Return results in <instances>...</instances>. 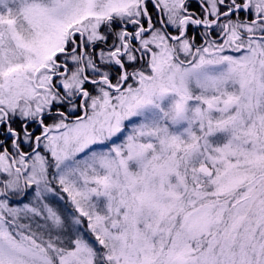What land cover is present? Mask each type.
<instances>
[{"label":"snow or ice","instance_id":"1","mask_svg":"<svg viewBox=\"0 0 264 264\" xmlns=\"http://www.w3.org/2000/svg\"><path fill=\"white\" fill-rule=\"evenodd\" d=\"M195 2L0 0V264H264V0Z\"/></svg>","mask_w":264,"mask_h":264},{"label":"rangeland","instance_id":"2","mask_svg":"<svg viewBox=\"0 0 264 264\" xmlns=\"http://www.w3.org/2000/svg\"><path fill=\"white\" fill-rule=\"evenodd\" d=\"M193 2H195V0H193ZM175 98H176V97H175V94H174V93H168V94H166L165 97H164L163 100H162V104H163V106H165V107L169 106V105L173 102V100H174ZM134 119H135V118H134ZM126 123H128V122L126 121ZM186 126H187V122H186V121H182L180 124L176 125L175 128H174L173 130L176 131V132H179V131H181L183 128H185ZM127 130H128V129H127V126H126V127H125V131H123L122 133L124 134V132H125V135H126V134H127ZM122 133H120V134H122ZM120 134H118V135H120ZM118 135H117V136H118ZM117 136L113 137L111 141L106 142V144L103 145V147H104L105 149H107V148L111 147L112 144L117 143ZM223 138H224V133H221V132H217V133H215L213 136L210 137V139L213 140V141H222ZM97 147H98V146H93V147H92V150H96ZM78 158H81V156H78ZM94 199H95V198H94ZM103 201H104V198L101 197V198H100L101 205H103Z\"/></svg>","mask_w":264,"mask_h":264},{"label":"flooded vegetation","instance_id":"3","mask_svg":"<svg viewBox=\"0 0 264 264\" xmlns=\"http://www.w3.org/2000/svg\"><path fill=\"white\" fill-rule=\"evenodd\" d=\"M148 8H149V11L152 12V14L155 16V12H153L152 7H151V4L148 5ZM192 8L198 10V5H197L196 2H193V3H192ZM157 11H158V10H157ZM168 31L171 32L172 29L169 28ZM191 31H192V30L189 29V32H190V33H191ZM199 42H200V40H199V38L197 37V43H199ZM77 115H80V113H77ZM33 127H35V126L33 125Z\"/></svg>","mask_w":264,"mask_h":264},{"label":"trees","instance_id":"4","mask_svg":"<svg viewBox=\"0 0 264 264\" xmlns=\"http://www.w3.org/2000/svg\"><path fill=\"white\" fill-rule=\"evenodd\" d=\"M136 122H138V121H136ZM126 126H127V129H128L129 124L125 122V127H126ZM124 131H125V130H124ZM124 136H125V132H124V134L122 133V134L118 135V136H117V143L122 142V140L124 139Z\"/></svg>","mask_w":264,"mask_h":264}]
</instances>
